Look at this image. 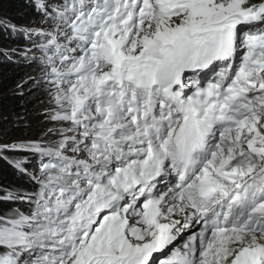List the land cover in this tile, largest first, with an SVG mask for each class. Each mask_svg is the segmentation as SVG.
<instances>
[{
  "label": "snow or ice",
  "instance_id": "snow-or-ice-1",
  "mask_svg": "<svg viewBox=\"0 0 264 264\" xmlns=\"http://www.w3.org/2000/svg\"><path fill=\"white\" fill-rule=\"evenodd\" d=\"M29 4L68 128L0 145L49 157L32 211L0 215V264H264V0Z\"/></svg>",
  "mask_w": 264,
  "mask_h": 264
},
{
  "label": "trees",
  "instance_id": "trees-1",
  "mask_svg": "<svg viewBox=\"0 0 264 264\" xmlns=\"http://www.w3.org/2000/svg\"><path fill=\"white\" fill-rule=\"evenodd\" d=\"M0 14L8 17L17 26L25 28L33 23L35 11L28 0H0ZM0 35L2 38L3 34L0 33ZM13 44L21 45L13 41H1L3 50L17 47H13ZM33 71L31 68L8 60L0 52V112L8 114L18 123H23L22 120L24 123L31 120L41 123L47 117L48 110L54 108L48 90L45 94V87H43L44 90L39 91V94L35 88L26 89V83L32 81L35 76L31 74ZM22 126L19 125V127ZM21 138L24 137L20 135L18 139ZM21 186H26V183L3 158L0 159V195H6V191L14 193V190ZM17 209H25V204L18 200L0 201V215Z\"/></svg>",
  "mask_w": 264,
  "mask_h": 264
},
{
  "label": "rangeland",
  "instance_id": "rangeland-1",
  "mask_svg": "<svg viewBox=\"0 0 264 264\" xmlns=\"http://www.w3.org/2000/svg\"><path fill=\"white\" fill-rule=\"evenodd\" d=\"M0 16L5 19L7 18L8 20H10L8 17H5L2 14H0ZM34 20L35 22L32 23L30 26H26V27L24 26V27L25 28L33 27L37 29L39 28V29H46V30L52 29V27L49 24L51 22L48 21V23H44L43 18H40V17H36ZM8 31L9 30H6V29L3 30L4 33H8ZM4 33L2 35V38L0 39L1 41H4V40L8 41L7 39L8 37ZM1 41H0V51L3 50V46H1ZM19 41H22V39H19ZM35 42H38L39 44H41L39 40ZM35 44L36 43H33V45ZM39 44H36V46H39ZM33 45L31 46L28 45L29 49L35 50L36 52H40V50L34 48L35 46ZM10 52L11 50H7L6 51L7 55L10 54ZM3 57H5L4 54H3ZM31 69L34 70L31 74L35 76L32 79V81H28L26 83V86H27L26 89L32 90L35 88L37 89L35 91H37V94H39L40 93L39 91H42L41 89L45 87L46 90L43 89L45 91V94H47V90H48V95L51 96V92H50L51 85L46 83L47 69H45L46 70L45 73H44V70H42L41 67L39 66H33ZM54 111H55L54 108L49 109L47 112V117L41 123H37V122L35 123V121L33 120L28 121V122L26 121V123H24V121L22 120L23 123H18L16 120L10 118L8 114H3L0 112V145H17V146L39 145L41 147L55 145L59 137L63 136L61 135V132L64 129L68 128V125L54 122L51 119V115L53 114ZM19 125H23V126L19 127ZM50 129L52 130L51 132L49 131ZM20 135H22V137L24 138L18 139ZM28 154L29 152H8L6 156L8 157L12 156V159H14L15 161H19L21 159L27 160ZM28 164L25 166L28 167ZM33 166H35L36 168V164H33ZM26 170L28 171L29 174H32L34 177L39 176V172H33L34 170L29 171L28 168ZM8 194H12V191H6V195ZM25 194L26 193L23 188L22 189L16 188L14 190L13 196L25 204V209H17V210L27 215L29 214L27 210H30L32 206L29 203L24 202ZM15 211L16 210H13L12 212L7 213L5 215H12Z\"/></svg>",
  "mask_w": 264,
  "mask_h": 264
}]
</instances>
